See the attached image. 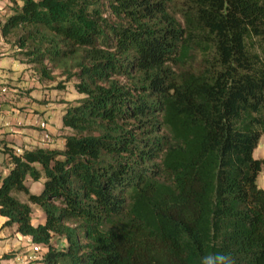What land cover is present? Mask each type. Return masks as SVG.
<instances>
[{
	"label": "trees",
	"instance_id": "obj_1",
	"mask_svg": "<svg viewBox=\"0 0 264 264\" xmlns=\"http://www.w3.org/2000/svg\"><path fill=\"white\" fill-rule=\"evenodd\" d=\"M0 35L83 97L63 149L0 150L38 264H264V0H13Z\"/></svg>",
	"mask_w": 264,
	"mask_h": 264
},
{
	"label": "rangeland",
	"instance_id": "obj_2",
	"mask_svg": "<svg viewBox=\"0 0 264 264\" xmlns=\"http://www.w3.org/2000/svg\"><path fill=\"white\" fill-rule=\"evenodd\" d=\"M17 2H21V0H16ZM2 0H0V12L3 11L5 6L2 4ZM13 4V0H8V4L6 7L9 8ZM0 21H4L3 17L0 14ZM0 22V23H1ZM3 58V59H1ZM16 59L13 63L9 61ZM20 63L24 66V69L20 72L19 67ZM26 59L19 55L18 49H16L13 44H8L5 40L1 38L0 35V69H5L7 72L13 71L14 74L18 75L21 73L16 79L6 80V76H3L2 72H0V79L1 81L6 80V83L3 84L5 88H7L8 92L4 96L6 98V104L10 106L9 111L12 112L13 116H17L20 122V125L15 124L10 125V128H14L18 130V132H14V135L18 136L21 134L23 138L27 137L30 139L28 143H24L22 146L23 148L20 149L22 154L26 149V146L29 148H37V146L44 145V146H53V145H60V142L66 135H69L71 132L69 130H65L64 128H60V119L68 107L74 105L78 100L82 99L83 97L80 96L75 88L74 83L75 81L66 82V79L60 75L59 71H55L53 73L54 79L50 80H43L38 72L35 71L33 65H27ZM193 65L197 66L199 64V58L195 56L193 58ZM14 85H13V84ZM30 105H35V109L37 110H49L51 113V117L45 118L44 114H40V111H30ZM12 116V117H13ZM64 116V115H63ZM52 119V120H51ZM42 120V121H41ZM46 122L48 126V132L51 136L52 141L50 143H45L40 140V130L37 127V123L35 125L33 122ZM51 121V123L49 122ZM50 126L56 128V135H52L49 131ZM62 127V126H61ZM23 132V133H22ZM40 134V135H39ZM7 136V135H5ZM43 137V135H42ZM33 139V140H32ZM8 144L6 142H0V149L4 148V146ZM24 149V150H23ZM263 149H264V139L261 141L259 148L255 151V159L262 160L263 159ZM6 168L4 163V157L2 153H0V171L4 172L3 170ZM258 185L261 188H264V172L260 175L258 179ZM30 191L33 194H41L43 191V183H35L31 179H28V185ZM15 197L18 198L20 201L27 202V197L24 194H15ZM44 213L40 208L37 206L33 207V220L34 225H38L42 220ZM58 240L55 239L53 241L54 246H58ZM33 242L29 241L27 246H21L16 248L10 249L8 254L2 257L1 261H4L6 258L5 256H9L10 259H16L18 256H22L23 258L27 259L28 261L23 263L17 264H38L43 256L46 254L47 250L43 249L41 254L39 255H32L31 250ZM32 259L30 260V257ZM35 258V259H34ZM12 264V262L10 263Z\"/></svg>",
	"mask_w": 264,
	"mask_h": 264
},
{
	"label": "crops",
	"instance_id": "obj_3",
	"mask_svg": "<svg viewBox=\"0 0 264 264\" xmlns=\"http://www.w3.org/2000/svg\"><path fill=\"white\" fill-rule=\"evenodd\" d=\"M2 1H3L2 4L5 6V8L3 9L2 12H0V14H1V17H3V19H4L7 16L6 7H7V4H8V0H2ZM1 59H3V58H1ZM9 61L13 63L14 61H17V60L16 59H13V60L9 59ZM22 69H24V66L20 63V67H19L20 72L22 71ZM0 72H2L3 76H6V80L7 79L13 80V79H16L19 76H21V73L16 75V74H14L13 71L7 72L3 68L0 69ZM6 80L1 81V79H0V142L8 143V145L10 147L14 148L17 151V150H20V149L23 148L22 145L24 143H28L30 141V139H29L30 137L29 138H27V137L23 138L21 135L24 136V134L16 136V135H14V132L16 133V132H18V130L14 129V128H10V125L15 124L16 122H17V125H20V122H19L18 117L17 116L16 117L13 116L12 112L9 111L10 106L8 104H6V98L4 97L6 94H3L1 92V90L3 88H5L3 86V84L6 83ZM29 107H30V111H40V110H37V108L35 109V105H30ZM44 113H46V115L44 116L46 119L51 117V115H52L51 113H49V110H47V109H44V110L40 111V114H44ZM63 115L61 116V119H60V128L61 129H63V124H62ZM41 121L40 122H35V121L33 122L34 125H35V123H37L36 125H37L39 130H40L39 124L41 123ZM49 122L51 123V121H49ZM49 131H50V133L52 135H56L57 134L56 128H54L52 126H50ZM40 132H41V130H40ZM40 134H39L40 138H41L40 140L42 141V138H43L42 137V133H40ZM5 135H7V136H5ZM263 139H264V136H263L261 141H263ZM63 146H64V140L62 139L61 142H60V145H58V146L53 145V146H47L46 147V146L40 144L39 146H37V148H51V149H59V150H61V149H63ZM24 149L33 150V149H36V148H29V147L26 146ZM262 153L264 155V149H263ZM262 160H264V156H263ZM1 171H0V174H3V175H6L8 173V170L6 168L3 170L4 172H1ZM26 184L28 185V181L26 182ZM262 189L264 190V188H262ZM45 219L46 218H45V215H44L42 217V220L40 221L39 224H44L45 223ZM6 222H7V220L5 218H0V260L2 259V257L4 255H6V254H8V252H10L11 248H13L15 250L16 248H19L21 246L22 247L23 246H27V243L29 241H32L30 238L23 237L20 234H18L17 231H16V228H6V227H4ZM29 257L32 259V256H29ZM26 261H28V260L23 258L22 256H18L15 260L14 259L11 260L10 258L5 259L4 261H1L0 264H10L11 262H12V264H17V263H23V262H26ZM27 264H30V263L27 262Z\"/></svg>",
	"mask_w": 264,
	"mask_h": 264
},
{
	"label": "built area",
	"instance_id": "obj_4",
	"mask_svg": "<svg viewBox=\"0 0 264 264\" xmlns=\"http://www.w3.org/2000/svg\"><path fill=\"white\" fill-rule=\"evenodd\" d=\"M1 92L3 94H6L8 92V90H7V88H3L1 90ZM39 128H40V130L42 132V135H43V141L45 143H50L52 141V139H51V136H50V134L48 132L47 123L46 122H41L39 124ZM17 153H21V150H17ZM43 249L44 248L42 246L36 245V244L33 243L32 246H31V250L30 251L32 252L33 255H39V254H41ZM30 260H31V258H30Z\"/></svg>",
	"mask_w": 264,
	"mask_h": 264
},
{
	"label": "clouds",
	"instance_id": "obj_5",
	"mask_svg": "<svg viewBox=\"0 0 264 264\" xmlns=\"http://www.w3.org/2000/svg\"><path fill=\"white\" fill-rule=\"evenodd\" d=\"M217 261L219 262V264H225L226 258L221 255L217 257Z\"/></svg>",
	"mask_w": 264,
	"mask_h": 264
}]
</instances>
